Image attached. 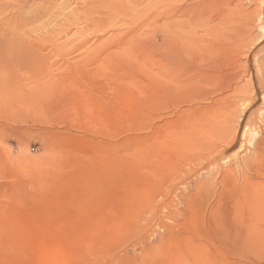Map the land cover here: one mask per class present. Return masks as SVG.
I'll list each match as a JSON object with an SVG mask.
<instances>
[{"label":"rangeland","instance_id":"rangeland-1","mask_svg":"<svg viewBox=\"0 0 264 264\" xmlns=\"http://www.w3.org/2000/svg\"><path fill=\"white\" fill-rule=\"evenodd\" d=\"M207 1L0 0V264H264V0Z\"/></svg>","mask_w":264,"mask_h":264},{"label":"bare ground","instance_id":"bare-ground-1","mask_svg":"<svg viewBox=\"0 0 264 264\" xmlns=\"http://www.w3.org/2000/svg\"><path fill=\"white\" fill-rule=\"evenodd\" d=\"M210 4L209 1L207 0H191L190 3H186L182 8H180V11H186V12H195V13H200L201 10H203L206 6ZM214 51V50H213ZM211 55V54H210ZM203 79V78H202ZM197 97V96H196ZM244 136V134H243ZM236 138H234L235 140ZM234 143V142H233ZM232 143V146L234 144ZM245 143V142H244ZM236 145V144H235Z\"/></svg>","mask_w":264,"mask_h":264}]
</instances>
